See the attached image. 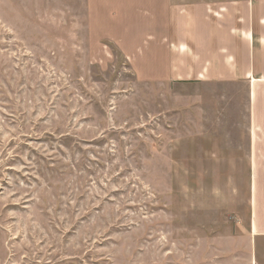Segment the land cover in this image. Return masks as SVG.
Instances as JSON below:
<instances>
[{
    "label": "rangeland",
    "instance_id": "1",
    "mask_svg": "<svg viewBox=\"0 0 264 264\" xmlns=\"http://www.w3.org/2000/svg\"><path fill=\"white\" fill-rule=\"evenodd\" d=\"M53 7L0 2V264H186L191 238L247 224L249 164L217 144L238 90L89 63Z\"/></svg>",
    "mask_w": 264,
    "mask_h": 264
},
{
    "label": "crops",
    "instance_id": "2",
    "mask_svg": "<svg viewBox=\"0 0 264 264\" xmlns=\"http://www.w3.org/2000/svg\"><path fill=\"white\" fill-rule=\"evenodd\" d=\"M15 1L61 9L55 17L62 19L64 50L86 52L89 63L118 50L137 80L149 85L238 90V142L224 136L217 144L240 147L239 158L229 159L249 164V218L235 232L191 238L185 263L263 264L264 0Z\"/></svg>",
    "mask_w": 264,
    "mask_h": 264
}]
</instances>
